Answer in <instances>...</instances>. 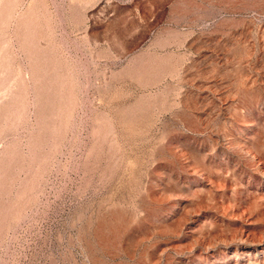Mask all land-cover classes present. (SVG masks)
<instances>
[{
    "label": "rangeland",
    "instance_id": "374dc122",
    "mask_svg": "<svg viewBox=\"0 0 264 264\" xmlns=\"http://www.w3.org/2000/svg\"><path fill=\"white\" fill-rule=\"evenodd\" d=\"M0 264H264V0H0Z\"/></svg>",
    "mask_w": 264,
    "mask_h": 264
}]
</instances>
